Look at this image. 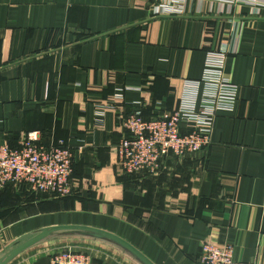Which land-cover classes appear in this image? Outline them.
Masks as SVG:
<instances>
[{"label": "crops", "instance_id": "0c3cea01", "mask_svg": "<svg viewBox=\"0 0 264 264\" xmlns=\"http://www.w3.org/2000/svg\"><path fill=\"white\" fill-rule=\"evenodd\" d=\"M225 52L239 100L217 113L211 144L168 158L160 175H125V119L200 97L209 54ZM31 131L72 149L74 193L1 189L0 264H49L65 247L92 264H145L68 226L109 231L154 264H201L207 242L264 264V0H0V145Z\"/></svg>", "mask_w": 264, "mask_h": 264}, {"label": "built area", "instance_id": "2783aa9c", "mask_svg": "<svg viewBox=\"0 0 264 264\" xmlns=\"http://www.w3.org/2000/svg\"><path fill=\"white\" fill-rule=\"evenodd\" d=\"M235 3L237 0H219ZM228 53H210L203 77L197 86L202 93L184 97L180 107L161 111L146 119L140 111L124 122L127 135L118 144L119 165L126 174L162 173L170 157L185 158L211 144L215 117L220 111H233L239 100V86L225 74ZM201 83V84H200ZM73 151L63 141L43 143L37 131L28 132L17 147L0 145V190L7 185L30 195H73ZM201 264H240L231 243L207 242L202 246ZM49 264H92L89 252L65 247L50 256Z\"/></svg>", "mask_w": 264, "mask_h": 264}, {"label": "water", "instance_id": "95a60500", "mask_svg": "<svg viewBox=\"0 0 264 264\" xmlns=\"http://www.w3.org/2000/svg\"><path fill=\"white\" fill-rule=\"evenodd\" d=\"M63 228H79L82 230H89V231H95L101 234H104L106 236H109L113 239H115L116 241L120 242L121 244H123L124 246H126L134 255H136L139 259H141L145 264H154L147 256H145L141 251H139L135 246H133L131 243H129L128 241H126L125 239L109 232V231H105L102 229H97V228H92V227H84V226H68V227H63ZM35 240L30 241L29 243H27L26 245L18 248L16 251H14L8 258L6 261H8L9 259L15 257L19 252L23 251V249H25L26 247H29L31 245V243L35 242Z\"/></svg>", "mask_w": 264, "mask_h": 264}, {"label": "rangeland", "instance_id": "374dc122", "mask_svg": "<svg viewBox=\"0 0 264 264\" xmlns=\"http://www.w3.org/2000/svg\"><path fill=\"white\" fill-rule=\"evenodd\" d=\"M48 196V198H51V199H56V198H65V197H57V196H54V195H50V194H45Z\"/></svg>", "mask_w": 264, "mask_h": 264}, {"label": "trees", "instance_id": "16d2710c", "mask_svg": "<svg viewBox=\"0 0 264 264\" xmlns=\"http://www.w3.org/2000/svg\"><path fill=\"white\" fill-rule=\"evenodd\" d=\"M15 147H17V146H15ZM125 175H127V176H129V177L132 178V177H134V175H137V174H126V173H125ZM70 196H71V195H70ZM67 197H69V196H67ZM57 199H58V198H57ZM59 199H61V198H59Z\"/></svg>", "mask_w": 264, "mask_h": 264}]
</instances>
